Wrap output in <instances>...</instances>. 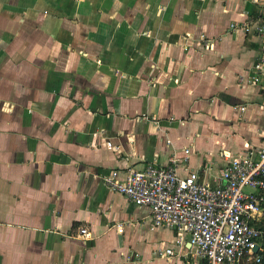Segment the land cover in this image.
Here are the masks:
<instances>
[{"label": "crops", "instance_id": "0c3cea01", "mask_svg": "<svg viewBox=\"0 0 264 264\" xmlns=\"http://www.w3.org/2000/svg\"><path fill=\"white\" fill-rule=\"evenodd\" d=\"M263 16L264 0H0V264H204L104 178L176 160L215 186L226 156L260 149L264 84L239 78Z\"/></svg>", "mask_w": 264, "mask_h": 264}, {"label": "built area", "instance_id": "2783aa9c", "mask_svg": "<svg viewBox=\"0 0 264 264\" xmlns=\"http://www.w3.org/2000/svg\"><path fill=\"white\" fill-rule=\"evenodd\" d=\"M237 26L235 23L232 28ZM244 29L263 36L264 16L260 22L245 24ZM239 81L264 84V46L256 57L250 78L241 76ZM262 139L256 153L226 156L228 163L215 186L199 181L197 173L181 177L176 160L165 167L149 165L143 170H114L104 178V184L136 206L148 207L152 230L174 229L177 245L188 235L192 256L204 264H263L264 132ZM108 146L118 150L111 143ZM117 228L123 233V225ZM79 237L86 240L91 234L81 228ZM157 255L173 259L175 252L172 248L159 249Z\"/></svg>", "mask_w": 264, "mask_h": 264}, {"label": "trees", "instance_id": "16d2710c", "mask_svg": "<svg viewBox=\"0 0 264 264\" xmlns=\"http://www.w3.org/2000/svg\"><path fill=\"white\" fill-rule=\"evenodd\" d=\"M262 255H263V264H264V240L262 241Z\"/></svg>", "mask_w": 264, "mask_h": 264}, {"label": "water", "instance_id": "95a60500", "mask_svg": "<svg viewBox=\"0 0 264 264\" xmlns=\"http://www.w3.org/2000/svg\"><path fill=\"white\" fill-rule=\"evenodd\" d=\"M256 251H258V249H256Z\"/></svg>", "mask_w": 264, "mask_h": 264}]
</instances>
